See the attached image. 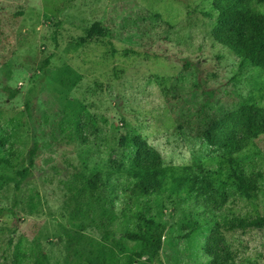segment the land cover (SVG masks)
<instances>
[{
    "label": "rangeland",
    "instance_id": "rangeland-1",
    "mask_svg": "<svg viewBox=\"0 0 264 264\" xmlns=\"http://www.w3.org/2000/svg\"><path fill=\"white\" fill-rule=\"evenodd\" d=\"M216 20L212 0H0V157L10 163L0 161V206L13 208L0 214V264H101L105 243V264H122L113 240L144 220L167 224L163 264H207L216 221L237 264H264V226L227 229L264 216V133L234 154L233 167L259 178L247 194L225 150L203 136L205 117L264 107V71L215 41ZM137 141L165 164L213 172L225 204L179 201L171 187L136 197ZM28 166L20 189L3 178ZM97 175L106 196L78 190ZM193 213L201 227L186 237Z\"/></svg>",
    "mask_w": 264,
    "mask_h": 264
},
{
    "label": "trees",
    "instance_id": "trees-1",
    "mask_svg": "<svg viewBox=\"0 0 264 264\" xmlns=\"http://www.w3.org/2000/svg\"><path fill=\"white\" fill-rule=\"evenodd\" d=\"M258 5H264V0H212V9L217 13L212 34L216 42L236 55L241 64H250L264 71V13L257 9ZM206 16L210 12H204ZM16 92L12 91V96ZM2 111L0 110V116ZM203 136L213 145L225 150L227 161L231 166L235 162L234 154L241 152L250 141L264 133V107L256 104H243L238 109L225 112L222 115H213L204 119ZM136 168L139 178L131 186L132 193L136 196H148L162 192L171 187L179 197V201L190 197H196L198 201L206 203L219 201L218 206H223L228 194L221 187L215 188L213 172L205 170L202 165H174L165 164L162 154L146 141H137ZM32 150V154H34ZM0 161L9 160L0 157ZM31 166H34V158H31ZM31 166L17 170L16 177H8L15 183L16 189H20L31 174ZM169 182L167 183V179ZM235 190L239 193H250L260 188L259 178L243 172L238 167L232 166L230 174ZM81 193L89 197L106 196V184L100 175L84 177L81 181ZM31 211L37 209V203L32 198L29 202ZM209 207V205L207 206ZM13 211V208L0 206V214ZM189 229L186 237L201 227L197 216L193 213L186 219ZM264 226V216L246 220L239 218L237 222H231L228 230L261 228ZM167 229L166 223L153 220H144L138 223L137 231H128L122 238L113 240L114 245L124 248L122 252V264H134L142 261L144 257L150 262L163 264L161 249ZM104 239L111 240L109 235ZM129 240L140 245V250L126 249L123 242ZM110 243L97 247V257L105 264L110 253ZM205 252L208 257L207 264H237L233 250L228 242L219 221L209 234Z\"/></svg>",
    "mask_w": 264,
    "mask_h": 264
}]
</instances>
